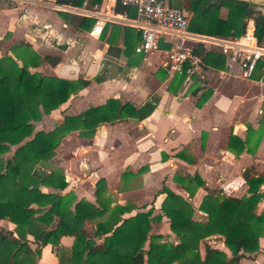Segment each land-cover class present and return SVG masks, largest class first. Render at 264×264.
I'll return each instance as SVG.
<instances>
[{
    "label": "crops",
    "instance_id": "1",
    "mask_svg": "<svg viewBox=\"0 0 264 264\" xmlns=\"http://www.w3.org/2000/svg\"><path fill=\"white\" fill-rule=\"evenodd\" d=\"M82 5L56 0H0V57L10 55L22 64L19 57L27 56L23 48L28 47L42 57L39 64L28 65L31 72L89 80L57 108L35 121L34 132L54 128V122L58 121L59 125L66 114L80 113L105 103L110 97L130 101L135 106L153 95L159 99L154 110L144 118L128 116L102 122L91 137L80 136L77 129L66 133L54 154L37 165L47 171L60 167L70 181L61 189L47 185L41 189L71 191L75 201L85 199L99 206L100 201L111 206L128 204L130 210L124 216L151 209V215L160 216V220L151 222L150 233L168 235L164 239L175 233L162 210L166 196L163 187L189 200L194 206L193 216L198 219L206 215L199 204L211 190L234 196L249 194L247 178L260 175L263 177L260 190L264 191V76L261 70L246 76L217 45L202 41L223 55L218 61L221 65L202 64L198 56L190 54L187 75L182 83H177L172 80L179 66L171 65L166 57L160 60L168 49L165 47L169 45L167 36H161L157 48L139 53L135 46L141 36L134 49L126 46V43L132 44L135 34H140L138 28L110 22L100 36H94L90 32L92 20L79 10L69 8L79 9ZM129 11L134 14L133 9ZM196 42L191 40L188 44ZM155 49L162 54L155 55ZM96 76L101 80L97 81ZM232 134L245 140L242 150H238V143L230 145ZM14 149L15 145H11L5 156L11 155ZM195 173L203 184L183 179ZM100 178L106 183L98 201L95 189ZM31 205L44 211L50 202L42 199ZM262 209L264 198L256 208ZM98 219H87L86 228L91 230ZM57 221L58 217L54 216L49 227H54ZM0 228L12 231L17 237L26 234L32 248L37 244L25 226L8 218H0ZM73 240L72 235H63L60 243L69 247ZM204 241L230 255L222 234H211ZM259 243L260 251L264 252V232ZM201 244L203 254L204 242ZM39 249L37 264L58 263L50 243L40 245ZM260 251L254 258L242 257L240 262L264 264V253Z\"/></svg>",
    "mask_w": 264,
    "mask_h": 264
},
{
    "label": "trees",
    "instance_id": "2",
    "mask_svg": "<svg viewBox=\"0 0 264 264\" xmlns=\"http://www.w3.org/2000/svg\"><path fill=\"white\" fill-rule=\"evenodd\" d=\"M56 1H69L73 5L86 1L90 5L101 0ZM169 3L188 10V28L193 32L237 36L245 29V19L253 16L256 18V34L259 39L263 37L264 14L255 13L253 3L243 0H220L219 3L217 0H183L182 3L169 0ZM222 8L226 9L225 13ZM139 38L140 34H135L132 44L126 43V39V46L134 49ZM27 48H23L27 56L19 57L22 64L10 55L0 57V218L25 226L37 245L50 243L59 264H172L173 261L178 264H243L240 262L242 257L254 258L264 232V209L256 210L258 202L264 198V191L260 190L263 177L260 175L247 178L249 194L234 196L218 190L208 192L199 204V208L206 212L201 219L193 216L194 206L189 200L163 187L166 196L162 210L169 218L176 242L162 241V235L150 233L151 222L160 220V216L151 215V209L124 216L130 210L128 204L111 206L109 202L100 201V191L106 183L103 178L97 180L95 189L100 206L85 199L75 201L71 191H43L42 185L59 189L66 185L60 167L47 171L37 165L54 154L55 147L66 133L77 129L80 136L91 137L102 122L128 116L144 118L154 110L159 97L153 95L139 106L110 97L105 103L90 106L80 113L66 114L54 128L34 132L35 121L57 108L89 80L31 72L28 65L39 64L42 57ZM190 54L198 56L202 64L217 65L223 59L221 53L213 51L202 41L190 46ZM212 60L216 61L213 63ZM190 65L185 59L176 69L172 81L182 83ZM256 70H261L264 76V69L258 67ZM96 80L100 81L101 77L96 76ZM28 136L30 138L26 139ZM244 141L235 134L230 137V145L238 143L239 151L244 148ZM11 145H15L14 151L5 156ZM183 179L204 183L197 173ZM42 199L50 202L48 209L41 211L31 205ZM54 216L58 221L50 228ZM95 218L99 219L91 230L87 229L86 220ZM214 233L225 237L230 255L204 241ZM63 235L74 237L69 247L60 243ZM148 239V247H145ZM202 241L203 254L200 251ZM0 264H37L36 252L28 241L0 228Z\"/></svg>",
    "mask_w": 264,
    "mask_h": 264
},
{
    "label": "built area",
    "instance_id": "3",
    "mask_svg": "<svg viewBox=\"0 0 264 264\" xmlns=\"http://www.w3.org/2000/svg\"><path fill=\"white\" fill-rule=\"evenodd\" d=\"M169 0H101L88 4L84 1L79 10L92 20L91 34L100 36L107 23H126L138 28L141 39L135 51L148 53L157 48L161 36H167L169 47L166 60L179 66L190 56L188 41H205L215 44L227 57L235 61L246 76L257 69H264V34L258 38L255 17L245 19L242 34L231 37L204 35L188 28V17L183 8L172 6ZM129 9H133L132 15ZM82 162V160H81ZM66 182L70 181L65 176Z\"/></svg>",
    "mask_w": 264,
    "mask_h": 264
},
{
    "label": "rangeland",
    "instance_id": "4",
    "mask_svg": "<svg viewBox=\"0 0 264 264\" xmlns=\"http://www.w3.org/2000/svg\"><path fill=\"white\" fill-rule=\"evenodd\" d=\"M179 1H181V3L183 2V0H179ZM169 2V1H168ZM261 7H264V6H259V5H253V9H254V12L256 13V12H258V11H260V12H262V11H264ZM223 13H225L224 11H222ZM186 13H187V15H188V10L186 9ZM263 13V12H262ZM154 53H155V55H157V56H159L160 54H162L161 53V51L160 50H158V49H155L154 50ZM163 53H165V56H164V54H162L161 56H160V60H164L165 59V57H166V55H167V49H165V52H163ZM152 85H155L156 84V82L153 84V83H151ZM152 233V235H154V234H160V235H162L161 237H160V240H162V241H167V240H172V241H177V239H176V236H173V237H170V238H167V239H164V237H166V236H168V235H166V234H164V233H156V232H151ZM19 238L21 239V240H26V241H28V243H29V239H27L26 238V234H20L19 235ZM96 240L97 241H99V238H96ZM148 243H149V239L145 242V247H148ZM201 245H203V244H201ZM200 245V246H201ZM31 246V245H30ZM33 246V249L35 250V252H36V263H37V261H38V259L40 258V254H41V252H40V249H39V245H32ZM201 248V247H200ZM260 251V249L257 251V253L255 254V256L254 257H256L257 256V254H258V252ZM53 252L55 253V251H54V249H53ZM260 252H263V251H260ZM264 253V252H263ZM178 264V262L177 261H173L172 262V264ZM54 264H59V262L57 263H54Z\"/></svg>",
    "mask_w": 264,
    "mask_h": 264
},
{
    "label": "water",
    "instance_id": "5",
    "mask_svg": "<svg viewBox=\"0 0 264 264\" xmlns=\"http://www.w3.org/2000/svg\"><path fill=\"white\" fill-rule=\"evenodd\" d=\"M243 1L253 3L254 5L264 6V0H243ZM219 2L220 0H217V3ZM255 21H256V18H255ZM57 125H58V121H55L54 126L56 127ZM224 240H225V237H224Z\"/></svg>",
    "mask_w": 264,
    "mask_h": 264
}]
</instances>
